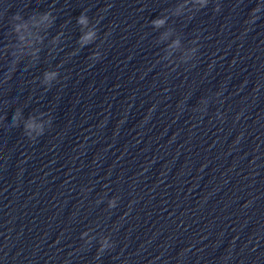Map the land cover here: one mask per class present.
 Wrapping results in <instances>:
<instances>
[{"label": "clouds", "instance_id": "obj_1", "mask_svg": "<svg viewBox=\"0 0 264 264\" xmlns=\"http://www.w3.org/2000/svg\"><path fill=\"white\" fill-rule=\"evenodd\" d=\"M80 22H81V23H83V22H84L83 18H81ZM156 23L159 25V24H162V23H163V21H157Z\"/></svg>", "mask_w": 264, "mask_h": 264}]
</instances>
